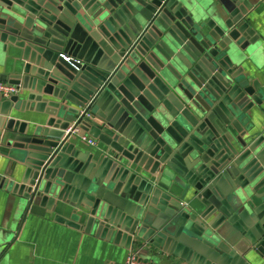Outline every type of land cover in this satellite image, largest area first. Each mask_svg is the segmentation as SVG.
Instances as JSON below:
<instances>
[{"label":"water","instance_id":"obj_1","mask_svg":"<svg viewBox=\"0 0 264 264\" xmlns=\"http://www.w3.org/2000/svg\"><path fill=\"white\" fill-rule=\"evenodd\" d=\"M216 1L226 21L203 23L185 0H0V48L16 68L0 82L26 91L0 108L47 116L9 122L0 152L25 170L0 188L29 213L146 255L261 264L264 138L249 119L261 88L236 68L257 50L253 7ZM72 128L100 154L82 155Z\"/></svg>","mask_w":264,"mask_h":264},{"label":"crops","instance_id":"obj_2","mask_svg":"<svg viewBox=\"0 0 264 264\" xmlns=\"http://www.w3.org/2000/svg\"><path fill=\"white\" fill-rule=\"evenodd\" d=\"M185 1L196 11L200 9L205 19L203 23L217 21L218 18L224 21L228 19L226 9L219 1ZM246 3L253 7L247 19L248 25L256 34L254 40L258 38L257 50L251 51L250 54L247 51L243 52V59L236 64V68L242 70L261 88L258 93L262 96L261 104L251 110L249 119L253 125L252 133L258 138H264V0H247ZM13 56L14 51L0 48V76L15 73ZM25 94L26 91L22 95ZM6 102V99H0V105H5ZM46 118V115L35 112L27 111L23 114L15 107L8 106L5 110L0 108V138L7 131L12 119L25 122L30 128H36L43 125ZM81 135L86 133L81 131L79 136ZM71 143L76 144L81 154L85 156L100 154L99 150L103 148L102 143H99L98 148L91 147L81 141L80 137H76ZM24 170L10 157H4L0 152L1 179L20 184ZM261 192H264V189ZM188 198L186 202L193 200L192 196ZM261 202L257 200V203ZM20 203L12 191L0 188V264H122L130 252H137L140 257L158 264L195 263L192 257L183 258L181 251L178 252V256L162 249L153 250L154 252L151 251L148 255L140 253L141 250L138 248L127 247L126 240L120 244L113 237L105 238V235L101 237L96 230L87 233L85 225L82 229H77L66 223L62 224L55 219L56 214L47 213L45 216H39L29 213ZM57 212L64 218L79 222V218L74 215L75 209L67 203H59ZM261 264H264V261H261Z\"/></svg>","mask_w":264,"mask_h":264},{"label":"built area","instance_id":"obj_3","mask_svg":"<svg viewBox=\"0 0 264 264\" xmlns=\"http://www.w3.org/2000/svg\"><path fill=\"white\" fill-rule=\"evenodd\" d=\"M62 58L70 62L72 60V57L69 55L62 54ZM23 93V88L21 86H16L13 84H10L8 82H0V99L1 100H9L10 98L14 96L21 95ZM68 133H73L77 137H80L81 141L85 142L86 144L90 145L91 147L98 148L99 143L90 138L87 134L79 136L80 131L77 129H70ZM122 264H158L150 260H146L139 256L137 252H130L128 255V258L125 262ZM161 264V263H160Z\"/></svg>","mask_w":264,"mask_h":264}]
</instances>
